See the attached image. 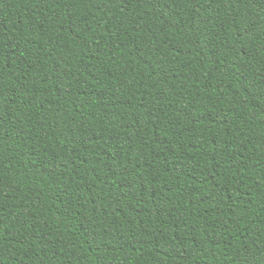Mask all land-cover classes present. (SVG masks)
Wrapping results in <instances>:
<instances>
[{
	"label": "trees",
	"instance_id": "obj_1",
	"mask_svg": "<svg viewBox=\"0 0 264 264\" xmlns=\"http://www.w3.org/2000/svg\"><path fill=\"white\" fill-rule=\"evenodd\" d=\"M0 264H264V0H0Z\"/></svg>",
	"mask_w": 264,
	"mask_h": 264
}]
</instances>
